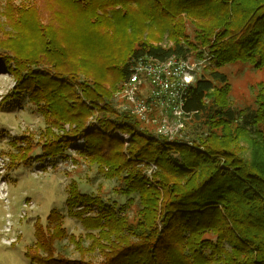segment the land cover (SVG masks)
Returning a JSON list of instances; mask_svg holds the SVG:
<instances>
[{
    "label": "trees",
    "instance_id": "trees-1",
    "mask_svg": "<svg viewBox=\"0 0 264 264\" xmlns=\"http://www.w3.org/2000/svg\"><path fill=\"white\" fill-rule=\"evenodd\" d=\"M165 34L171 46L152 44ZM191 51L210 66L184 100L187 140L171 144L110 91L139 57ZM231 65L264 67V0H4L0 73L14 85L3 103L23 96L44 121L7 143L9 168L81 141L76 153L126 198L103 202L71 183L65 215L34 222L29 264H264V84L251 104L232 105ZM65 217L84 237L67 234ZM64 239L77 258L58 251Z\"/></svg>",
    "mask_w": 264,
    "mask_h": 264
},
{
    "label": "rangeland",
    "instance_id": "rangeland-1",
    "mask_svg": "<svg viewBox=\"0 0 264 264\" xmlns=\"http://www.w3.org/2000/svg\"><path fill=\"white\" fill-rule=\"evenodd\" d=\"M3 3L4 0H0V6ZM152 44L165 48L171 46L166 34L161 41L152 42ZM195 54L196 51H191L188 59L194 62L193 57H197ZM222 72L228 76L231 89L229 99L234 106L251 104L257 84H264V67L253 69L250 66L231 65L224 67ZM124 80L118 82L116 88L110 91V95L119 110L125 103L122 96ZM13 85V80L9 74L0 73V158H6L5 180L14 213L18 212L24 200L31 201L34 207L27 212L26 218L23 220L12 214V226L14 232L18 234V238L13 246L8 247L2 245L1 242V229L7 210L0 202V264H29L23 254L25 248L34 241V222L39 220L42 224H45L52 210L65 215V200L71 183L77 186L78 192L97 196L103 202L110 201L123 205L126 203V198L118 194L117 183L114 180L105 179L102 174L98 173L95 165H89L83 155L79 156L76 153V148L82 145L81 141H71L66 153L67 156L45 159L43 162H33L28 168L20 167L16 170H11L6 155L9 150L7 143L22 133L30 131L36 133L44 126L43 119L35 108L27 103L25 97L21 96L19 99H12L3 103V99L13 88ZM144 95H146V92H144ZM134 117L137 118L136 116ZM190 118L182 119L181 142L187 140L184 136V130L185 124ZM138 120L155 138L165 141L164 138L155 136L152 123ZM88 121H94L93 117L89 118ZM121 136L122 134H116V138L123 139ZM171 141L174 140H169L173 144ZM198 151L201 152V149L199 148ZM245 153L251 159L250 151L246 150ZM74 160H78V163H75ZM146 168L147 175H149L155 166L150 164ZM63 226L68 235L84 237L86 234V231L77 220L65 217ZM87 244L88 241L85 242V245ZM56 247L65 257L69 259L77 258L72 245L66 239L58 243Z\"/></svg>",
    "mask_w": 264,
    "mask_h": 264
},
{
    "label": "built area",
    "instance_id": "built-area-1",
    "mask_svg": "<svg viewBox=\"0 0 264 264\" xmlns=\"http://www.w3.org/2000/svg\"><path fill=\"white\" fill-rule=\"evenodd\" d=\"M171 57L160 61L142 56L133 61L122 88L123 107L145 123H152L155 136L166 142H181L183 118L191 113L183 109L186 95L197 79L202 78L209 69L211 57L202 53L200 57ZM146 92V95H144ZM153 118V119H151ZM126 141L129 136L122 135ZM168 140V141H167ZM6 158H0V202L7 210L1 229V242L4 246H13L18 234L13 230V215L25 219L27 212L34 207L31 201L24 200L15 214L11 206L9 189L5 180ZM11 206V210H10Z\"/></svg>",
    "mask_w": 264,
    "mask_h": 264
}]
</instances>
